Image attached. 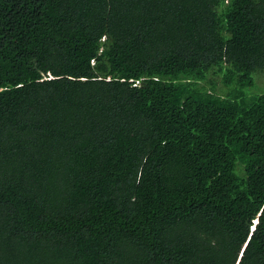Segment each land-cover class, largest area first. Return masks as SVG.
<instances>
[{"label": "trees", "instance_id": "trees-1", "mask_svg": "<svg viewBox=\"0 0 264 264\" xmlns=\"http://www.w3.org/2000/svg\"><path fill=\"white\" fill-rule=\"evenodd\" d=\"M262 70L264 0H0V264H264Z\"/></svg>", "mask_w": 264, "mask_h": 264}, {"label": "rangeland", "instance_id": "rangeland-1", "mask_svg": "<svg viewBox=\"0 0 264 264\" xmlns=\"http://www.w3.org/2000/svg\"><path fill=\"white\" fill-rule=\"evenodd\" d=\"M252 81H253V85L244 90V93H246L247 95H258V94H262L264 93V70L262 71H256L255 73H253L251 75ZM209 80H213L215 83L213 82H208L206 83L205 89L212 92L215 91V93H217L216 85L219 87L220 84L222 86V76H218L217 77H212V76H208ZM233 83V82H232ZM234 85H230V86H225L224 85V90H225V94H229L231 93V91H233L234 89Z\"/></svg>", "mask_w": 264, "mask_h": 264}, {"label": "clouds", "instance_id": "clouds-1", "mask_svg": "<svg viewBox=\"0 0 264 264\" xmlns=\"http://www.w3.org/2000/svg\"><path fill=\"white\" fill-rule=\"evenodd\" d=\"M139 83V81H136L132 86H136ZM255 226V224H253ZM254 226L251 227V231L254 230Z\"/></svg>", "mask_w": 264, "mask_h": 264}]
</instances>
